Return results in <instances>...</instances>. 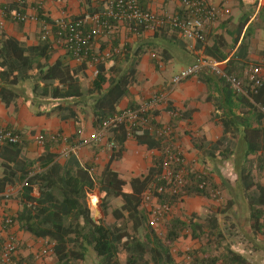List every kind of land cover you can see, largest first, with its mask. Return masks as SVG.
Returning <instances> with one entry per match:
<instances>
[{
  "label": "trees",
  "instance_id": "1",
  "mask_svg": "<svg viewBox=\"0 0 264 264\" xmlns=\"http://www.w3.org/2000/svg\"><path fill=\"white\" fill-rule=\"evenodd\" d=\"M24 2H2L0 9L4 18L22 22L15 16L24 14ZM80 4L83 10L78 16L102 13L106 8V2L93 6V0H81ZM141 7L145 8L142 2ZM35 9L38 20L53 24L39 6ZM247 19L245 17V22ZM249 30L247 27L229 57L225 47L213 45L205 49L207 57L225 60L224 75L214 74L207 68L198 71L199 80L216 93L209 94L207 100H213L222 127V134L216 140H198L196 144L203 160L209 161L210 169L189 167L174 146V133L167 138L160 137L144 127L130 126L124 120L107 130L113 144L111 160L121 157L128 138L158 151L146 174L128 182L121 180L109 165L96 177L92 166L81 164L73 153L61 161L59 153L52 150L61 143V138H45L41 155L26 161L18 159L25 146L22 136L19 143L0 144V155L7 163L0 191L8 183L22 181V207L16 219L34 239L52 246L54 264H86L88 255L92 256L94 264H253L231 247L228 236L239 232L225 211L227 207L244 203L251 233L264 239V182L261 180L264 175V82L250 90L244 77ZM235 31L239 34V28ZM108 43L109 55L98 58L94 63L96 73L89 76L87 58L72 64L69 52L55 56L54 38L39 35L35 42L28 43L0 30V101L8 106L19 98L28 99L34 115L71 119L80 124L79 130L85 116L91 113L97 129L105 119L121 111L118 105L137 80V66L143 52L140 46L120 45L116 37ZM202 43L197 41L198 46ZM236 43L234 38L227 47L231 50ZM106 45L102 43L100 50ZM231 79L239 82L240 90L233 86ZM149 114L154 115L151 110ZM150 123L159 124L152 116ZM78 139L77 132L67 138L71 144ZM169 154L175 157L168 160ZM228 160L233 163V182L222 177L217 168ZM165 162L171 172L169 181L163 177ZM178 173L182 174V184L175 179ZM213 175L220 181L216 182ZM34 187L38 188L37 196L32 195ZM96 187L99 207L104 214L113 199L122 201L112 212L118 222L108 224L92 220L87 195ZM222 188L229 194L224 208L212 205L205 212L183 216L172 212L185 197L218 199ZM146 191H150L157 204L170 208L165 214L163 233H158L149 223V211L143 198ZM184 234L199 246L181 253L183 259L178 261L173 244ZM250 247L254 251L261 249L253 244Z\"/></svg>",
  "mask_w": 264,
  "mask_h": 264
},
{
  "label": "crops",
  "instance_id": "2",
  "mask_svg": "<svg viewBox=\"0 0 264 264\" xmlns=\"http://www.w3.org/2000/svg\"><path fill=\"white\" fill-rule=\"evenodd\" d=\"M106 1L93 0V6H98ZM208 1L215 7L227 8L229 13L205 24L204 40L200 46L197 41L179 35L168 26L154 33L152 29L144 27L129 30L127 24L117 25L111 33L100 36L93 44L95 50H98L102 43H107L104 49H108L110 47L108 42L116 37L120 41V45L130 44L142 47L143 52L137 66L139 72L137 80L130 86L129 94L121 100L118 109L137 107L148 102L153 95L162 93L164 102L152 106L151 112L154 115L150 114V118L152 116L159 123L157 126L171 127L175 138L174 146L183 156L185 163L196 170L211 168L209 161L203 160L201 149L196 147L198 140L214 141L222 134L221 124L216 117L218 111L213 100H207L209 94L216 95V93L199 80L198 73L192 74L176 84L171 83V77L198 58L207 56L205 54L207 47L213 45L225 47L224 50L229 53V57L238 47L247 27H250L246 55L248 63L257 62L264 56V13H260L264 8V0ZM2 2L5 0H0V4ZM80 2L81 0H25L26 20L17 22L5 19L3 14H0V23H2L0 30L26 40L28 43H33L38 39L43 24V21L36 18V5L43 10L45 17H48L51 22H55L61 18L78 16L83 10ZM142 5L157 14L182 12L180 0H143ZM245 17H248L246 22ZM238 28L239 34H236L235 30ZM234 38L237 43L230 50L227 45L231 44ZM65 54L64 49L56 46L55 56ZM153 54H156L161 60V66L157 65ZM70 61L72 64L78 63L74 59ZM223 61L225 64V60ZM87 74L92 76L90 69L87 70ZM79 126V123L71 119L61 120L54 115L50 117L34 115L30 101L25 98H19L15 104L11 103L8 106L0 101V127L17 131L25 142L18 159L34 160L41 155L43 142H38L35 139L39 133L45 136L60 134L68 138L77 132L79 137L89 140L90 135L95 131L91 113L85 116L80 130ZM108 137L107 133L99 143L87 142L80 146L75 154L81 164L92 166V172L96 177L109 165L121 180L128 182L134 177L146 174L152 165L154 156L158 155L157 150L147 149L145 145L137 143L133 138H128L123 144L121 157L111 160L113 144L111 146L108 143L111 142ZM61 147L62 143L52 150L59 153ZM59 159L63 161L65 158ZM6 164L5 159L0 155V180ZM213 176L216 182L220 181L217 175ZM21 190L22 181L15 180L13 184H6L0 191V244L12 237L15 242V256L18 260L23 258L33 260L32 264H54L55 260L52 255L42 256L39 254L41 248L49 243L41 239H34L16 219L22 207ZM32 195H38L37 187L33 188ZM204 200L207 198L193 196L185 197L180 202L185 203L190 213H201L199 211ZM113 201L116 202L117 208L122 204L118 198L113 199L110 204ZM99 202V190L96 187L87 195L89 208L92 212L94 210L95 214ZM104 215L106 214L102 212V215L97 219L94 218L93 221L104 222Z\"/></svg>",
  "mask_w": 264,
  "mask_h": 264
},
{
  "label": "built area",
  "instance_id": "3",
  "mask_svg": "<svg viewBox=\"0 0 264 264\" xmlns=\"http://www.w3.org/2000/svg\"><path fill=\"white\" fill-rule=\"evenodd\" d=\"M143 0H107L106 8L102 13H94L91 16L65 17L55 22L43 23L40 29L42 38H54L58 47L69 52L77 62L87 58L88 69L91 74L96 73L94 63L98 58H104L109 55V48L104 50H95L94 42L100 36L108 35L113 28L119 24H127L129 30H136L144 27L149 29L163 28L165 26L175 30L179 35L202 42L204 40V26L207 22L214 21L223 14H228L227 8H218L213 6L208 0H180L182 12L173 14H157L148 8H142ZM0 14H3L0 9ZM16 19L25 21V14H17ZM2 23H0L1 25ZM53 25L55 30H53ZM157 65L161 66V60L153 54ZM202 68H207L210 72L217 75H224V61H217L211 57L203 56L195 60L193 63L180 69L174 74L170 81L176 84L182 79L198 73ZM244 77L249 85L250 90H255L264 82V56L257 62L248 63L244 69ZM235 88L240 90V84L234 79L230 80ZM162 93L153 95L148 102L138 105L136 108H125L117 115H113L105 119L101 125L95 129L88 139H79L72 144L68 142L67 137L60 134H48L47 136L39 133L35 139L43 142L45 138L56 139L61 138L62 147L59 152L60 158H66L70 153L76 154L79 147L87 142L99 143L107 134L109 127L115 123L124 120L130 126H141L155 133L160 137H169L172 134L170 126H155L150 123V110L154 104L163 101ZM21 134L15 130L0 127V144L3 143H19L21 142ZM112 146V142H108ZM168 160L175 157L173 154L168 155ZM178 158L176 157L175 160ZM168 162L164 163L163 177L168 181L171 178V172L167 167ZM178 184H182V174L178 173L176 178ZM144 201L152 202L153 206L148 209L149 223L154 227L159 217L165 216L169 211L167 205L160 206L156 203L155 198L150 196V191H146L143 195ZM52 246L45 245L39 251L42 256L51 255ZM15 242L9 237L1 244L0 264H17L14 259ZM21 264H28L23 262Z\"/></svg>",
  "mask_w": 264,
  "mask_h": 264
},
{
  "label": "rangeland",
  "instance_id": "4",
  "mask_svg": "<svg viewBox=\"0 0 264 264\" xmlns=\"http://www.w3.org/2000/svg\"><path fill=\"white\" fill-rule=\"evenodd\" d=\"M217 168L220 174L222 175V177L230 180V182L234 181L235 174L233 170V163L231 160L222 162L220 166H218ZM217 178L219 179V177ZM261 180L264 182V175H261ZM228 198H229V194L224 188H222L220 197L218 199L204 200V203L202 204V208L199 212H205L206 209L212 205L224 208L225 202L226 200H228ZM115 203L116 202L113 201L109 205L108 211L106 215H104L105 223L112 224V223L118 222L112 213L113 211H111L114 207H116ZM152 206H153L152 202H147L145 204V208L147 210ZM175 206L172 209V212L175 214H180L183 216V215H187L190 213V211L188 210V207L183 202H180L176 204ZM225 211L227 213L228 218L234 222L235 226L238 228L237 231L239 232L237 233V235L232 233L234 236L231 234L228 236V241L230 242L231 247L234 250L239 251L242 254H244L247 258L251 260L253 264H264V239L260 235L256 237L251 233L250 221L248 219V211L246 210L244 203L240 202V203H237L236 205L231 206L230 208L227 207ZM100 215H102V212L99 206L96 207V214L94 213V210L93 212L91 210V216H94L95 219H97ZM221 227L224 230L226 229L222 223H221ZM154 229L158 233L165 232L166 230V217L165 216L159 217V219L156 221V224L154 225ZM244 236H246V238ZM251 244L261 249L259 251H254L250 247ZM198 246H199V243H197L189 235L184 234L183 236H181L179 239L176 240V242L173 244L172 250H173L176 260L180 261L183 259V256H184L181 253L189 249L196 248ZM14 259L19 264L23 262H26L28 264L33 263V260H30V259L26 260L22 258L21 260H18L15 254H14ZM86 264H94V261L91 255H88V258L86 259Z\"/></svg>",
  "mask_w": 264,
  "mask_h": 264
},
{
  "label": "water",
  "instance_id": "5",
  "mask_svg": "<svg viewBox=\"0 0 264 264\" xmlns=\"http://www.w3.org/2000/svg\"><path fill=\"white\" fill-rule=\"evenodd\" d=\"M92 218V220H94V217H91Z\"/></svg>",
  "mask_w": 264,
  "mask_h": 264
}]
</instances>
